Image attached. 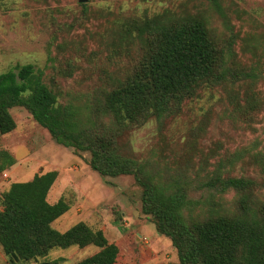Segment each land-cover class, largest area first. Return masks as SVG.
Instances as JSON below:
<instances>
[{"label":"rangeland","instance_id":"1","mask_svg":"<svg viewBox=\"0 0 264 264\" xmlns=\"http://www.w3.org/2000/svg\"><path fill=\"white\" fill-rule=\"evenodd\" d=\"M164 10L205 19L211 37L231 47L232 63L255 67L257 73L251 87L236 82L201 90L176 114L152 117L116 138L119 152L143 163L149 175L166 184L178 182L198 198L193 189L220 163L222 177L240 176L245 173L241 160L233 166L227 160L254 142L264 151V0H0V73L30 63L42 70L61 101L76 97L96 104L138 59V44L125 41L121 23ZM251 92L254 109L245 116L238 109L243 110ZM10 113L16 127L0 134V150L8 151L15 163L0 172V200L11 183L55 170L47 199L63 196L69 203L52 223L55 229L64 231L82 221L101 230L118 247L114 264L177 263L170 240L142 213V189L132 175L101 176L89 167V152L58 144L22 107ZM237 199V193L228 191L220 201L233 207ZM206 211L207 205L193 206L188 219H202ZM97 250L55 249L21 264H43L59 256L64 258L59 264H74ZM0 264H8L1 250Z\"/></svg>","mask_w":264,"mask_h":264},{"label":"trees","instance_id":"2","mask_svg":"<svg viewBox=\"0 0 264 264\" xmlns=\"http://www.w3.org/2000/svg\"><path fill=\"white\" fill-rule=\"evenodd\" d=\"M120 28L126 42L138 44V59L96 104H83L76 97L61 101L42 70L30 63L1 72L0 134L15 129L10 109L22 107L58 144L89 152L88 165L101 176L132 175L142 189L141 211L150 216L156 232L170 240L176 264H264V151L257 142L227 160L230 166L241 160L243 175L222 177L220 163L193 189L198 198L178 182L166 184L149 175L143 163L121 154L116 145L124 130L152 117L176 114L201 90L236 82L251 87L256 68L232 63L231 47L217 43L197 15L164 10L123 21ZM254 95L251 92L243 110L238 109L242 115L254 109ZM14 163L8 151L0 150V172ZM56 178L57 171H46L13 182L2 193L0 250L7 263L44 258L55 249L94 246L96 252L74 264H114L118 247L101 230L82 221L64 231L52 226L69 209L63 196L53 203L47 199ZM228 191L238 195L233 207L220 201ZM202 204L207 205L206 216L188 219L190 209ZM63 261L59 256L43 264Z\"/></svg>","mask_w":264,"mask_h":264},{"label":"water","instance_id":"3","mask_svg":"<svg viewBox=\"0 0 264 264\" xmlns=\"http://www.w3.org/2000/svg\"><path fill=\"white\" fill-rule=\"evenodd\" d=\"M87 0H79V2L81 3H85Z\"/></svg>","mask_w":264,"mask_h":264},{"label":"crops","instance_id":"4","mask_svg":"<svg viewBox=\"0 0 264 264\" xmlns=\"http://www.w3.org/2000/svg\"><path fill=\"white\" fill-rule=\"evenodd\" d=\"M49 201V200H48ZM51 203H53V202H51Z\"/></svg>","mask_w":264,"mask_h":264},{"label":"built area","instance_id":"5","mask_svg":"<svg viewBox=\"0 0 264 264\" xmlns=\"http://www.w3.org/2000/svg\"><path fill=\"white\" fill-rule=\"evenodd\" d=\"M4 177H5V175H4Z\"/></svg>","mask_w":264,"mask_h":264}]
</instances>
